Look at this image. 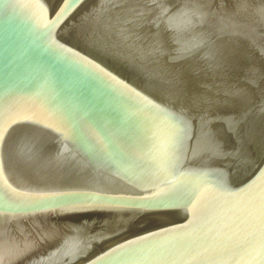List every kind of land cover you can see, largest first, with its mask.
<instances>
[{
	"label": "water",
	"instance_id": "obj_1",
	"mask_svg": "<svg viewBox=\"0 0 264 264\" xmlns=\"http://www.w3.org/2000/svg\"><path fill=\"white\" fill-rule=\"evenodd\" d=\"M0 264H264V0H0Z\"/></svg>",
	"mask_w": 264,
	"mask_h": 264
}]
</instances>
